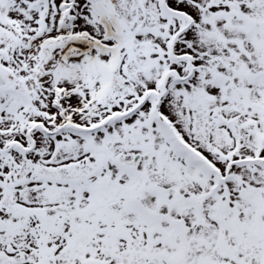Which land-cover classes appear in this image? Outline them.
Returning <instances> with one entry per match:
<instances>
[{
  "label": "snow or ice",
  "instance_id": "1",
  "mask_svg": "<svg viewBox=\"0 0 264 264\" xmlns=\"http://www.w3.org/2000/svg\"><path fill=\"white\" fill-rule=\"evenodd\" d=\"M0 264H264V0H0Z\"/></svg>",
  "mask_w": 264,
  "mask_h": 264
}]
</instances>
